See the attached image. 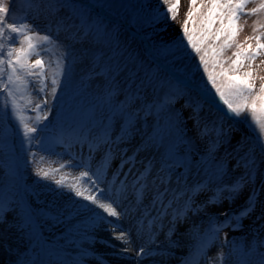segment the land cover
<instances>
[{"label":"rangeland","instance_id":"374dc122","mask_svg":"<svg viewBox=\"0 0 264 264\" xmlns=\"http://www.w3.org/2000/svg\"><path fill=\"white\" fill-rule=\"evenodd\" d=\"M7 2L10 17L14 16L15 21L20 22L24 16V0ZM203 2L206 0H197V8ZM51 3L62 4L63 8L52 9L37 19L29 14L27 22L34 25L33 30L40 35L49 34L65 47L47 45V51L42 50L39 57L31 56L29 62L43 59L47 71L49 64L54 66L63 54L65 75L60 77L56 98H49L48 108L44 109L48 112L47 120L37 124L35 113L26 110L25 114L33 117L28 120L29 125L39 129L32 144L26 142L11 112L5 115L4 96L0 95V216L3 217L0 219V264H111L113 262L108 258L87 252L83 245L91 242L103 248H115L112 239L108 242L103 240L105 226L115 227V223L101 222L97 217L99 224L85 229L86 225H92L89 223L94 209L77 203L81 198L74 197L73 193L55 191L50 181L36 175L37 167L57 169V179L64 176L68 183H72L80 172L87 170L82 166H70L88 161L87 142L101 139L104 128H109L115 137L120 134L121 126L127 128L132 124L135 131L128 138L129 142L116 150L107 178L111 179V172L121 163V156L133 157L131 165L125 164L122 169V173H126L132 167L129 182L134 174H138L137 170L143 171L149 161L154 165L149 176L151 181L166 161L171 167L172 188L178 187L177 180L181 177V185L186 180L189 185L203 182L209 186V191L195 197L196 204H203L218 186L231 184L242 175V168L234 169V157L237 155L234 149L242 139L244 148L239 155L254 145L259 160L264 161V154H261L253 125L244 117L235 119L224 112L226 106H222L218 97L213 95L214 90H210V84H206L202 67H197L198 56L190 48L176 52L174 45L180 43L190 0H179L174 21L170 14L164 20L154 19L157 11H166L167 5L161 0H142L141 3L133 0H51ZM259 3L260 0H249L245 12ZM192 19L199 28L200 13H195ZM58 21L73 25L72 32L79 30L83 35L76 40L68 39L66 32L58 30ZM257 21H264V12L240 17L237 22L240 30L235 38L237 43L245 47L248 44L255 46V40L249 37L258 34L253 32ZM193 26L190 21L189 29ZM216 27H219L218 21L213 26ZM12 47L20 45L13 43ZM234 51L235 47L226 49L224 58L231 57ZM262 61L264 55L253 62L258 76H264ZM162 65L170 68L181 83L172 78ZM259 84L257 79V90ZM34 87L38 85H31L29 91ZM176 87L181 91L174 103L166 106L164 101L170 88ZM21 95L25 99L19 102L24 105L28 99L27 92L17 93L18 98ZM42 98L33 91V101ZM193 107L200 113L202 122H214L226 134L222 136L224 143L216 151L215 160L206 152L207 141L198 135L190 119ZM105 150L101 146L93 154V167L100 163ZM226 153L232 156L227 157ZM62 164L65 167L61 169ZM221 165L227 170L222 181L215 175ZM262 181L264 162L260 163L256 186L259 187ZM251 190L252 185L246 186L232 203L224 200L219 205H209L200 213L189 212L187 219L179 221L183 227L193 225L189 245L186 249L174 247L175 256L165 264H184L186 260L189 264H217L215 258L221 250L219 241H223L225 236L229 241L223 247L227 256L225 264H262L264 189L260 192L255 211L242 220V227L223 228L218 241L197 255L208 228V217H219L222 222V213H239ZM123 208L126 205L121 204L118 209L122 211ZM125 220V226L135 223V218L129 216ZM164 226V230L172 227L169 223H164ZM183 227H174L171 239L178 237L180 243ZM179 230L183 234L177 232ZM91 232L96 235H90ZM233 241L234 244L231 243ZM142 247L152 248L153 245L139 244L132 250L133 254L137 255ZM123 249L128 247L125 245ZM166 250L171 251V248Z\"/></svg>","mask_w":264,"mask_h":264},{"label":"snow or ice","instance_id":"6c2138e0","mask_svg":"<svg viewBox=\"0 0 264 264\" xmlns=\"http://www.w3.org/2000/svg\"><path fill=\"white\" fill-rule=\"evenodd\" d=\"M248 2L249 0H206L197 8V0H190L189 10L181 28L180 43L174 47L176 52L190 48L191 52L198 56L197 67H202L203 74L206 75V84H210V90H214L213 95L218 97L222 106H226V112L233 118L244 117L253 125L260 141L261 154H264V76L256 75V68L253 66L256 58L264 55V42H262L264 41V21L256 22L253 32H258V34L249 37V39L255 40V46L248 44L245 47L237 43L235 39L240 30L237 22L242 15L251 16L264 12V0H260L257 7L245 12ZM161 3L167 5L166 11H157L154 19L164 20L170 14V19L176 20L179 0H171V2L170 0H161ZM24 5V16L21 17L20 22H16L14 16L10 17L7 0H0V95L4 96L3 111L5 115L9 111L11 112L13 118L18 121L26 142L32 144L39 129L29 125L28 120L33 117L27 116L26 110L35 113L34 120L37 124L47 120L48 112L44 109L48 108L49 98H56L61 83L60 77L65 75V65L63 54L55 61L54 66L49 64L47 71L43 59L38 58L32 63L29 62V59L33 55L39 57L42 50L47 51V45L55 44L57 48L65 46L54 41L49 34L40 35L39 32L34 31V25L27 22V17L31 14L33 19H37L52 9H62L63 5L52 4L51 0H24ZM195 13L201 15L199 28L195 26V21L192 19ZM9 19H12L13 22H8ZM190 21L194 25L191 29H189ZM217 21L219 27L213 28ZM57 27L58 30L66 32L67 38L70 40L79 39L83 35L79 30L72 32L73 25L62 21L57 22ZM185 40L186 43H184ZM210 40L213 43H208ZM13 43H19L20 47H12ZM233 47L236 51L232 53V56L224 58L225 50ZM225 65L227 66L225 67ZM257 79L260 81L258 90ZM31 85H38V87L29 91ZM33 91L38 97L42 96L43 98L33 101ZM180 91L179 87L170 88L167 99L164 101L166 106L174 103ZM25 92H27L28 99L24 105H21L19 100L25 99V97L21 95L18 98L17 93ZM136 99L138 100V96ZM130 108H132L131 105ZM132 110L135 111L134 108ZM190 119L193 120L198 135L207 141L206 152L210 153L215 160L216 151L224 143L222 136L226 134L214 122H202L196 107H193ZM134 131L135 126L132 124H129L127 128L121 126L120 134L113 137L111 130L104 128L101 139L87 142L88 161L70 165L71 167L82 166L87 170L80 172L79 177L72 183H68L64 176L57 179L55 175L57 169L45 170L42 167H37L36 175L45 181H50L55 186V191H67L73 193L74 197L81 198L77 201L81 206H95L96 209L102 210V212L93 211L91 217L93 224L97 217L101 222L107 223H112L108 220L109 217L116 218L117 225H119L122 215L135 218L137 236L146 239L148 245L157 244V236L164 230L166 217H171L169 224L172 227L166 233V239L171 241L176 222L187 219L189 212L200 213L209 205H219L224 200L232 203L246 186L252 185L245 206L239 213H222L224 217L222 222L219 221V217H208V228L201 239L197 255L218 241L219 233L223 228L242 227V220L255 211L260 192L264 189V181L259 187L255 184L260 163L264 162L257 158L255 145L244 151L243 155H239L244 148L242 139L234 149L237 154L234 157L236 159L234 169L242 168V175L231 184L218 186L203 204H196L195 197L202 192L209 191V186L203 182L189 185L186 180L181 185V180H183L181 177L177 180L178 187L172 188L169 175L171 167L166 161L160 165L157 170L158 175L152 177L151 181H149V176L152 174L154 165L149 161L144 165L143 171L137 170L138 174H134L129 182L128 176L132 173V167L130 166L129 172L126 173H122V169L125 164L131 165L133 157L121 156V163L115 171L111 172V179L107 178L112 160L117 154L116 150L121 144L129 142L128 138ZM213 133H215L214 137ZM101 146L106 149L104 156L100 163L93 167L91 164L93 154ZM225 155L232 156L231 153ZM64 167L63 164L60 166L61 169ZM122 175L123 178H121ZM215 175L222 181L227 175V170L221 165ZM101 184L105 186L102 188ZM149 192H151V200L150 204L146 206L144 200ZM102 197L107 198L110 202H104ZM181 201H183L182 204ZM122 202H127L128 207L118 211ZM2 218L0 216V219ZM130 233V229L120 230L119 235L113 236V239L127 245L130 243ZM219 243L221 250L215 259L217 264H225L227 256L223 247L229 241L225 236L224 240ZM126 253L127 249L124 254ZM151 255L153 252L150 248L142 247L137 252V259ZM184 264H189V261L186 260ZM262 264H264V259H262Z\"/></svg>","mask_w":264,"mask_h":264},{"label":"bare ground","instance_id":"6f19581e","mask_svg":"<svg viewBox=\"0 0 264 264\" xmlns=\"http://www.w3.org/2000/svg\"><path fill=\"white\" fill-rule=\"evenodd\" d=\"M105 185H101V187L103 188ZM104 202H110L107 198L102 197L101 198ZM150 200H151V192L148 193L146 199L144 200V204L147 206L150 204ZM90 203V202H87ZM122 205H126V208L128 207V203L127 202H122ZM94 209L95 211H101L100 209H96L95 206H90L89 209ZM119 208V207H118ZM88 210V209H87ZM85 210V211H87ZM118 211H120L119 209H117ZM84 210L81 212L83 213ZM126 216L122 215L120 218V222L119 225H117L115 223L116 218H112L109 217V220H112L113 223H115V227H108L105 226L106 232H104V234L106 235V237H104L103 234V240H106L108 242V240L112 239L111 241L116 245L115 248H103L99 245H95L94 243L88 242L85 243L83 245V248L87 251V252H93L96 253L97 255L100 254L102 256H104L105 258H108V260H110L111 264H165L166 262L170 261L171 258H173V256H175V253H173V249L174 247H178L180 246L181 248L186 249L189 245V240L192 237V234L194 232V229L192 228L193 225H190L192 227H183L182 223L177 221L175 224V228H177V226L183 227L182 229L184 230V234L181 232V230L177 231V232H181L183 234V236L180 239V243H179V239L178 237L171 239V241H169L168 239H166V233L168 230H163L160 232V234L157 236V244H154L153 247L151 249V251L153 252V255L151 256H145L143 259H137V255L133 254L132 250L134 249V247L138 246L139 244L142 245H148L146 242V239L144 238H138L137 233H136V229H135V223L132 226H125L126 225V220H125ZM171 219V217H166L164 220V223H169V220ZM92 225H86V227H84L85 229L89 230L91 228H93L94 224H99L98 219L96 218L95 223L93 224V222L89 223ZM114 226V225H113ZM178 228V229H179ZM114 229V230H113ZM131 230L130 233V248H129V243L128 246L126 245V247H128L127 249V253H125V249H123V247H125V244H122L119 240H115L113 239V236L115 235H119L120 230ZM164 229L165 226H164ZM86 232H84L85 234ZM90 235H96L94 232H91ZM102 237V236H100ZM165 237V238H164ZM164 238V239H163ZM171 248V251H167V248Z\"/></svg>","mask_w":264,"mask_h":264},{"label":"trees","instance_id":"16d2710c","mask_svg":"<svg viewBox=\"0 0 264 264\" xmlns=\"http://www.w3.org/2000/svg\"><path fill=\"white\" fill-rule=\"evenodd\" d=\"M134 2H139V3H141L142 2V0H133ZM56 131V130H55Z\"/></svg>","mask_w":264,"mask_h":264}]
</instances>
